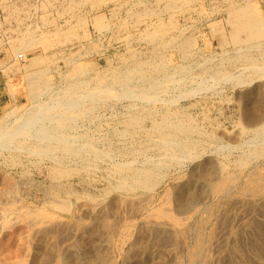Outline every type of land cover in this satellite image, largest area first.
<instances>
[{"label": "rangeland", "instance_id": "1", "mask_svg": "<svg viewBox=\"0 0 264 264\" xmlns=\"http://www.w3.org/2000/svg\"><path fill=\"white\" fill-rule=\"evenodd\" d=\"M75 2L79 5L75 4ZM248 2L255 4L258 11L264 15V0H176V1L175 0H70V1L69 0H0V118L1 120L2 119L4 120V121L3 120L0 121V125L8 124L9 122L12 123V121H14L15 118L21 116L22 114H26L30 110L38 107V103H37L38 99H39L38 102H44V101L50 102L52 100L50 102L52 103V102H56L58 97V101H59L60 94L62 95L63 94L62 92L68 87H70L69 85H73L74 83L78 84V91L80 93H82V91L85 90L91 91L97 88V86L100 85L101 83L104 84V82L105 85H107V87H111L109 89H112V87L116 86L115 89L113 88V90L115 91L117 90L116 92H122L124 87L123 84H120L122 85L121 87L119 84L112 85L113 75L116 73V71L117 72H126L128 70L133 71L135 68L134 66L135 62L139 60L157 62L162 56V58L164 57L163 59L167 64V68L164 72H166L169 75H173L175 73L176 75L174 74V76L177 79L175 80L178 81L179 83L181 80L186 81V82L181 81V84H179L176 81L168 80V78L164 76L163 71L157 72V70L155 69L151 70L153 67H149L146 68L147 70L145 69L142 72L144 73L143 77H141V75L133 76L131 78V80L133 79L132 80L133 83L131 82V80L129 82L132 84L133 87L136 86L134 87V89L136 90L140 88L143 89L145 88L146 90L148 87L149 88L151 87L150 83L154 84L159 80L158 83H160L164 87L161 89V91H159V93H157L158 98L156 99V101L148 102L146 100L132 98V99H136L134 101L131 100V98L126 99L125 97L119 98L116 96L104 97L103 98L104 100L103 99L101 100L100 97L99 98L100 100L97 99L96 101L91 102V104L88 101H86L83 104V108L86 109L87 113L84 114L82 117L80 116L72 123H70L64 130V132L67 130L66 131L67 133L65 132L64 134L68 135L69 137L71 136V134H73V138L72 136L70 138L74 140L73 142L77 146L83 144H89L91 146L88 151L81 152L82 154L79 153L78 155L75 154L74 157L71 154H63L61 153V150L57 151L55 149H53L52 152H49L48 154L45 155L32 153L33 155L32 156L30 155L31 152L29 150L27 151L19 150V149L4 150L3 148H0V193H1L0 196L2 195L1 196L2 198H0L2 201L0 202L2 203L3 201L6 202V199L9 196L7 200V204L5 203L7 206H4L5 204L3 205L2 203H0L2 204L0 207L1 208L0 211H2V209L5 207H9L10 205L11 207L15 208L14 212H12L13 215H11L10 213L8 217L9 219H12V223L13 222L16 223L12 225L16 229V231H18L14 235L12 230L6 229V227L2 228L4 227V225L1 224L3 223V217L1 216L2 212H0V218H1L0 220L2 221V222L0 221L1 224L0 245L2 244L0 246V256H1L0 264H13L14 261H12L11 258L13 259L14 255H12V257H9V255L12 252H13L12 254L19 253L23 255L24 257H26L24 258L26 261L28 259L27 263L28 262L30 263V261H32L34 257H36V255L38 254L40 255L42 251L49 248L50 245L48 246V244L53 243V241L50 240L51 238L40 237L38 232L36 231L37 229L29 230L30 229L29 227H31V225L33 224H30L31 222L29 223L30 220H27V218L22 219L20 217L22 215L20 214H23V212L26 210H32L34 212L40 209L51 210L50 204L53 200L67 201V202L70 201L69 203L72 205V208H76V206L80 205L79 211H81L80 215L81 214L82 215L81 216L79 215V218H74L71 211L63 212V213L62 211H58L59 214L58 212H56V214H58L56 216L59 217V219L61 218V220L59 221H62L67 227L70 226L69 227L70 229L66 231L68 235L67 238L69 239L66 241L64 240L63 242L61 241L62 244L60 247L61 250L64 251L66 254L69 253L68 255L69 257L73 256L72 258L77 259L76 258L77 256H75L76 254H74V249L73 248L71 249V246H69L75 239L77 240L79 239L83 241L86 245L85 248H89V244L91 240L95 239L96 240L95 249H97L98 246L100 248L102 246V249L107 251L108 256L109 255L111 256V257L109 256L111 262L108 264H144V263L145 264H182V260H183V264H188V260L184 258L186 255L185 250L183 251L174 250V249L171 250L172 248L167 249L160 246H157L159 248L154 247L150 251L143 252L141 259L140 257H138L139 258L138 260L133 255H130V258H133L131 260L129 259V255L126 256L116 252L115 246L118 243L120 244V240H118L117 237L111 238L112 240L110 241V239L106 235L107 232L104 229L101 228L98 229L95 227L96 230H94V227L93 226L91 227L90 225L91 224L93 225L94 218H96L100 213L101 211L100 209H102V205L103 204L105 205V203L107 202L111 203V205L114 207L118 205L117 210H119L120 208L119 213L122 211L123 208H125L123 209L122 211L123 214L121 213L122 214L121 216L124 215L127 209L126 205L123 206L120 203L121 198L118 196V193L110 192V190L112 189V185L117 181L116 178L117 175H115L113 170L115 167H125L127 165H130V163L131 165L133 164L137 167H140L142 165V161L146 159H151L155 161L162 159L167 160L166 158H164L165 156L163 155L161 156L158 148L159 138L157 139L155 133L151 129L153 124L152 121L160 120L161 116L167 111L175 110L179 113V115L182 114L181 116L182 117L184 116L186 120L188 118L191 119V117H193V122L194 124L197 122L198 125L195 124V126L199 129V131L196 132V134H194L193 138H197V139L201 138V141L202 140L204 141L202 142L203 143L202 145L198 144L195 147L194 154H201L203 152V149L206 152L204 151L205 158L202 159L199 158L193 160V162L192 159L184 158L185 160L180 159L175 163H173L172 166L168 168V170H166V176L164 177L162 183H160L158 187V192L160 193V195H163L164 191H166L165 189L169 190L171 188L170 184L172 185L178 181L186 180L188 178V173L191 171V169L194 168L198 163L203 161V159H211L216 162H220L219 160L222 159V162L229 163L230 169L233 171V173L238 174L239 176L241 174L242 169L240 167L239 168L236 167L234 162L237 159V157H239L242 154L241 151L244 149L247 150L249 148L248 146L251 145L252 143L254 145L261 144V146H264V141H262L264 140L262 137L263 134L262 135L255 134L256 133L254 131L255 127L249 126L250 129L248 127L247 129L248 131L246 130L247 133L246 132L241 133L240 123L243 118L242 108L244 107L245 101L239 97L242 94H247L248 92L254 90L255 87L256 89L264 87V76H262V74L264 75V73L262 74L259 73L258 72L259 70L253 71L248 67L247 62L245 61H239L240 63L238 62V60H236L237 62L231 61L232 58L236 57L237 45H234L230 42H228L227 45L225 43V39L223 38V35L228 37L231 31V25L229 23V15H228L230 8L232 6H240ZM179 5L181 6V8ZM97 17L100 18L102 17L101 19L103 22V27L101 28L98 27L95 23V19ZM82 20L83 22L84 21L85 22L83 23ZM28 33L32 35V38L36 39V41L34 45L25 47L26 48V49L24 48L25 50L24 49L20 50L19 48L21 47L20 45L22 44V41L21 44L19 41L20 39L23 38V36L28 35ZM162 36L165 37L164 40H167L168 42H171L173 40V42L169 43L166 47L157 44L158 43L157 39L160 42L164 41L161 38ZM172 38H174L176 41ZM184 38H189V39L191 38V40L194 41L195 46L190 49L191 51H189L188 53L189 55L186 56L183 55L182 58L181 57L182 55H180L175 50L173 43L181 41ZM18 43L19 45H17ZM261 49H262V45L258 50L260 51ZM247 51H250L252 53L256 52V54L259 53V51H254V49H248ZM20 56H22V58H20ZM36 57H41V58L43 57L42 58L43 64L41 63L38 66V69L41 67L45 68L46 75L44 77V80L47 79L45 80V82L47 81L48 88H46V90L44 89L45 92L41 93V95H37L33 97L34 95H30L28 92L29 86L27 83L26 76L28 70L30 69L28 67V63L33 58ZM211 59L213 60L210 61ZM260 63L263 64L264 60H261ZM25 66L26 68H24ZM218 67L223 68V70L225 69L226 74L230 73L229 75L231 76L229 77H232V79L226 80L225 82V80L223 81L221 78L219 79L218 77L214 76L215 75L214 71ZM183 70H186L184 71L185 73H183ZM179 71L181 72V74L183 73L184 75L183 74L181 75ZM177 73H178V77H177ZM249 76L250 78H252L253 81L251 84H249V87L248 84L239 83L241 86L237 84L238 82H240V80L243 79V77L245 79H250ZM147 77L150 78L152 77L151 81H149L150 78ZM180 77L182 78L179 79ZM240 77L242 78L240 79ZM100 79L101 80L103 79L102 82ZM139 79H143V80L141 81ZM79 81L81 84L79 83ZM201 81L204 82L201 83ZM169 82L170 84L168 85L167 83ZM142 83L144 84V86ZM198 83L201 86H199ZM79 84L81 87L79 86ZM177 86L178 88H174ZM166 90H168L169 92ZM255 90L251 93L252 94L251 98L252 97L253 98L249 100L250 103H253L254 101H258L260 99L259 94H257ZM239 92H241L242 94ZM185 93L189 94V96L188 95L186 96ZM180 95H182V97L185 96L186 97L184 99L182 97L179 98ZM159 97L162 98L161 99L162 102L160 101ZM171 101H173L174 103ZM35 102L37 104H35ZM132 102L133 103L135 102L134 105ZM132 105L133 107H130ZM135 106L136 108L137 107L138 108L136 109ZM23 111L26 113H24ZM137 112L143 113L145 119H143V121L140 124L137 125L130 124L128 121L129 117H131L132 114H135ZM150 113H152L153 116H151ZM6 114L7 116H5ZM11 114L12 115L15 114V115L12 116ZM87 114H89L88 115L89 117L87 116ZM9 115L11 119L9 118ZM146 115L149 116L147 117ZM14 116L16 117L14 118ZM73 125H75V128ZM140 128H142L143 130ZM122 130L124 133L122 132ZM202 131L205 134H203ZM223 132H224V136L222 135ZM146 133L147 135H145ZM82 134H84V137ZM241 134L243 136H241ZM79 135L81 136V139H79L80 138ZM91 136L93 138H91ZM228 138H230L231 140L230 139L228 140ZM255 138L257 139L259 138V139L257 140ZM18 141L20 142L22 141L27 145L37 142V140L35 141V139H33L32 137L24 138V139L19 138ZM245 141L248 142L251 141V143H248L249 145L248 144L245 145L246 143ZM138 143L139 144L141 143L143 145L141 144L138 145ZM149 144H150V148L147 151V153L144 155L145 158L143 155L140 156V154L139 155L137 154V149L135 148L139 149L141 146L142 147L146 145L149 146ZM253 144L252 146H254ZM228 145H230V147L235 146V148L233 149L230 148L231 149L230 150L227 148L229 147ZM241 145L243 146V148L240 149ZM124 146L126 147V149ZM224 148L227 150H225ZM130 149L132 152L130 151ZM105 150L106 151L109 150V151L106 152ZM119 150L123 154L120 153ZM19 151L22 153H20ZM103 151L106 155H104V153L102 154ZM53 152H54V156L52 155ZM85 152L88 153L84 154ZM216 153H218V155ZM96 154L100 158L96 157L97 156ZM48 155L49 157H47ZM56 156L58 157L59 161L57 160ZM136 156H138V158ZM52 160H54L55 162ZM91 160H93V163H91ZM129 161L131 162L128 163ZM132 161L134 162L132 163ZM67 162L69 164H67ZM134 163H136L137 165ZM65 165L67 168L65 167ZM59 167L60 168L64 167L68 170L72 168L71 173L68 176L67 175L55 176L53 170ZM74 167L76 168L78 167L77 169L80 168L81 170L79 169L78 171ZM75 170H77V172ZM52 175L54 177H52ZM7 182H11L14 186L8 185ZM8 189H11L12 191L5 192ZM1 190L6 195H3L4 193H2ZM145 194L146 196L148 195L150 196L152 193H145ZM104 196H106V198ZM91 197L93 198L91 199ZM98 199L99 200L101 199L102 204ZM9 200L10 201L12 200L14 202L12 203V201L10 202ZM241 200L244 204L241 202ZM87 202L88 204H86ZM91 202L92 204H89ZM139 202L138 205L136 206L137 207L136 211H139L142 207V203L140 204ZM226 202H227L226 206H228V203H230L228 207L229 208L232 207L234 209V210L230 209V212L227 214L229 215L228 216L229 221L233 223L232 224L230 222L231 225L234 226L235 230L238 229V232L241 230L242 232H244V234L241 233L239 234L240 238L239 236H237V238H231L233 240L230 239L229 242H226V244L224 243L225 248L224 246L223 248L225 251L223 250V248L222 249L220 248L217 251L213 250L212 254L214 257L210 258L209 264H213L215 260H216L215 262L217 263L218 260L221 259L224 260L226 258L227 260H224V262L228 261L229 262L228 264H232V261H234L235 259L240 260V258L241 260L248 259L247 261L257 262L253 250L249 248L251 244L255 243V241L253 240L254 237L256 236L254 235V232L251 230V228L248 229V227H246L245 223L248 222L250 219L255 221L256 219L257 220L259 219L258 221L261 220L262 222L264 221V212L262 213L261 211L255 208V206H259L258 200L251 199L250 197H246L245 199V197L241 196L240 198V196L239 197L237 196L233 200ZM93 204L95 207H93ZM244 207L246 208L244 209ZM96 208L98 209L96 210ZM251 208L253 209V211L251 210ZM257 211L258 214L260 213L259 215L257 214ZM243 212H246L247 214L246 213L244 214ZM125 214L127 215H124L123 217L125 219L124 223H126V221L132 218L133 219L131 221L135 222L133 224L143 222L142 219L141 221L139 218H136L135 215H131L127 213V211ZM253 214L257 218L256 217L254 218ZM14 216L15 217L18 216L17 217L18 219L16 220ZM130 216H132V218ZM261 216L263 217V219ZM84 217H88V218H84ZM20 218L22 221L20 220ZM63 218L64 220H62ZM113 218L114 217H112V220L115 221ZM23 220L25 224L23 223ZM237 223H239L240 225L242 223L243 224L240 227L239 224ZM26 224L27 225L30 224V226L29 225L27 226ZM244 224L245 227L243 226ZM194 225H195L194 220H191L189 222L186 221L184 227L188 228L189 226L191 227ZM78 226L82 228H79ZM71 227H74L75 229H72ZM209 227L211 228V226ZM86 228L88 230H86ZM80 233H82L81 234L82 236L80 235ZM28 235L30 238V243H29ZM262 237H264V233ZM3 239L5 243L3 242ZM232 241H234L233 243L237 242L240 243L241 245L244 244L243 245L245 248L244 250H246V248L247 250L246 251L242 250L240 253L241 255L243 254L246 255L245 257H243L244 255L242 257L240 256L232 259L228 257L226 246L229 244L231 247L233 245ZM245 241L247 243H245ZM52 245L50 247H52ZM18 248L20 252L17 251ZM163 249L164 250L167 249L169 252L171 251V253L166 252L167 250L164 251ZM218 252L220 256L217 255ZM221 253L223 255V258ZM5 254H7L6 255L7 257L5 256ZM175 254L177 255L179 254V255L177 256ZM2 256H5L6 259L7 258L8 259L3 260L4 257ZM54 256L55 255H53V257ZM83 258L84 257L81 258L80 256L79 260ZM8 260L9 262H6ZM197 261L200 262V259H198Z\"/></svg>", "mask_w": 264, "mask_h": 264}, {"label": "bare ground", "instance_id": "2", "mask_svg": "<svg viewBox=\"0 0 264 264\" xmlns=\"http://www.w3.org/2000/svg\"><path fill=\"white\" fill-rule=\"evenodd\" d=\"M182 3H183V1H182ZM75 4H77V3L75 2ZM77 5H79V4H77ZM187 5H188V3H187ZM254 5L255 4H252L251 2H248V3L240 5V6H232L231 5L232 7L230 8L229 14H228L229 15V23L231 25V31H230V35L228 37L223 35V38L225 39V43L227 45H228V42H230V43H232L234 45H237V47H236L237 51L235 50L237 52L236 57L232 58V60L230 59L231 61H235V62H237L236 60H238V62L239 61H245V62H247L248 67L250 69H252L253 71H258L259 70L258 72L262 74V73H264V63L262 64V63H260V61L264 60V15L262 13H260L258 11V9L256 8V5L255 6ZM168 7H169V5H168ZM170 8H172V7H170ZM177 8H175V9H177ZM180 8H181V6H180ZM147 11H146V13H147ZM101 18L97 17L95 19L96 25L98 27H100V28L103 27V22H102ZM82 22H83V20H82ZM104 27H106V26H104ZM29 33H28V35L23 36V38L20 39V41H19L20 44H21V41H22V44L20 45L21 47L19 48L20 50L24 49L25 47L34 45L36 39L32 38V35H30ZM161 38L163 40L165 39L164 36H162ZM161 38H159V39H161ZM175 38H177V37H175ZM191 38H192V36H191ZM191 38L190 39L189 38H184L181 41L173 43L175 50L180 55H182L181 56L182 58H183V55H185V56L189 55L188 53H189V51H191L190 49L195 46L194 45V41H192ZM153 39H155V38H153ZM172 39H174V38H172ZM157 41H158L157 44H159L161 46H164V47H166L169 43L173 42V40L171 42H168L167 40H164L163 42H160L158 39H157ZM17 45H19V43ZM261 45H262V49L259 51L258 49H260ZM170 47H172V46H170ZM245 48H247V49H245ZM248 49H254V51H259V53H257V54H256V52L252 53L250 51H247ZM42 58L41 57L33 58L28 63V67L30 69L27 72V76L25 75L26 78H27L28 86H29L28 87L29 88L28 92H29L30 95H34L33 97H35L37 95H41V93L45 92L44 89L46 90V88H48L47 87V81L45 82V80H47V79L44 80V77L46 75L45 68L41 67V68L38 69V66L42 63ZM163 58L161 56L160 59L157 62H154V61L153 62L140 61L139 60V61L135 62V65H134L135 68H134L133 71H129L128 70L126 72H117V71H116V73L114 72L115 74L113 75V78H112V85L123 84L124 87H123V90L121 89L122 92H116L117 90L116 91L113 90V88L115 89L116 86L112 87V89H109L111 87H107V85H105V82H104V84L101 83L100 85H98L97 88H95L93 90L90 89L91 91L85 90V91H82V93H80L78 91V84H75V83L73 84L72 83L73 85H69L68 84L70 87L65 89L62 92L63 93L62 95L60 94V97H59L60 100L59 101H58V97H57V100H56V102L58 101L57 103L56 102L50 103L52 100L50 102H47V101L38 102V100H39L38 99L37 100L38 107H36L35 109H32L30 111L28 109L29 112H27V113L24 112L25 111L24 110L23 112L26 113V114H22L21 116H19L17 118H15L16 116H14L16 121L14 119V121H12V123L9 122L8 124L0 125V148H3L4 150L5 149H7V150L19 149V150H26V151L29 150L31 152V154L29 153L30 155H32V153L39 154V155H45V154H48L49 152H52V150L55 149L57 151L61 150V153H63V154H71L73 157H74L75 154L78 155L79 153L82 154L81 152L88 151L90 149V147H91L89 144H83V145L77 146L73 142L74 140H72L73 134H71L72 138H70L71 136L69 137L68 135L64 134L67 131L66 130L64 132L65 128L70 123H72L77 118H79L80 116L82 117L84 114L87 113L86 109L83 108V104L86 101H88L91 104V102L96 101L100 97H101V100H102L104 97H108V96H116V97H119V98L125 97L126 99L131 98V100H134V101L136 99H132V98H137V99H140V100H146L148 102L149 101L150 102L151 101H156V99L158 98L157 97V93H159V91H161V89L164 87L160 83H158L159 80L156 83H154V84L150 83L151 87L150 88L148 87L149 89L146 87L147 88L146 90H145V88L144 89L140 88V89H137V90L134 89V87H136V86L133 87L132 84L129 81L131 80V78L133 76H137V75L140 76L141 75V77H143L144 73H142V72L146 68H149V67H153L151 70L155 69V70H157V72H159V71H161V72L163 71L164 72L166 70V68H167V64H166V62H165V60ZM136 60H137V58H136ZM155 60H157V59H155ZM212 60L213 59H211L210 61H212ZM24 68H26V66ZM224 68H226V67H224ZM184 71H186V70H183V73H185ZM260 71H262V72H260ZM168 72H169V70H168ZM174 72H176V71H174ZM179 73L181 74L180 71H179ZM163 74H164L165 77L168 78V80H173V81L177 80L176 77L174 76L175 73L173 75H169L166 72H164ZM214 74H215L214 76L218 77L219 79L221 78L223 81L225 80V82H226V80H231L232 79V77H229V76H231V75H229L230 73L229 74L227 73L228 74L227 75L225 69L223 70V68H220V67H218L214 71ZM185 75H187V74H185ZM262 76H264V75L262 74ZM177 77H178V73H177ZM182 77H180L179 79H181ZM216 77H215V79H216ZM137 78H139V77H137ZM147 78H150V77H147ZM151 78H150V80L149 79H147V80L151 81ZM154 78H155V76H154ZM241 78L242 77H240V79ZM249 78H250V76H249ZM102 80H101V82H102ZM132 80H131V82L133 83ZM139 80L142 81L143 79H139ZM144 80H145V78H144ZM186 80H188V79H186ZM24 81H26V80H24ZM85 81H86V79H85ZM135 81H136V79H135ZM166 81H165V83H166ZM181 81L182 82H186L184 80H181ZM181 81H180V83L178 81H176V82L181 84ZM202 82H204V81H201V83ZM252 82H253L252 78L245 79L243 77V79L240 80V82H238L237 84H239V83L248 84V87H249V84H251ZM79 83H80V81H79ZM80 84H79V86H80ZM167 84L169 85L170 82L167 83ZM167 84H164V85H167ZM179 84H177V85H179ZM198 85H199V83H198ZM121 86L122 85H120V87ZM143 86H144V84H143ZM148 86H149V84H148ZM199 86H201V85H199ZM50 87H52V86H50ZM170 88H171V86H170ZM174 88H178V86L174 87ZM255 89H256V87H255ZM81 90H82V88H81ZM254 90L248 92L247 94H242L241 92H239V93L242 94L239 97L245 101V104L243 103L244 107L242 108V112H243L242 116H243V118H242L241 123H240V130H241V133H244V132H246V130L248 129L249 126L250 127L253 126V127H255V130H254L256 132L255 134H258V135H262L263 134L262 137L264 139V87L257 88L255 90L256 93L259 94L260 99L258 101H254L253 103H250L249 100H251L253 98V97L251 98V95H252L251 93ZM166 91H168V90H166ZM59 93H60V91H59ZM59 93H57V94H59ZM160 95H162V94H160ZM182 95H180L179 98H181ZM185 95L189 96V94H186V93H185ZM185 97H182V98L184 99ZM119 98H118V100H119ZM177 98H178V96H177ZM161 99L162 98H160V101H161ZM173 100H174V98H173ZM171 102H173V101H171ZM37 103L35 102V104H37ZM134 103H133V105H134ZM175 103H178V102H175ZM133 105L130 106V107H133ZM154 105H155V103H154ZM136 106H135V108H136ZM88 107H89V105H88ZM138 111H140V110H138ZM14 112H12V113H14ZM18 113H19V111H18ZM143 113H138L137 112L135 114H132V116L129 117V119H128L129 123L130 124H136V125L140 124L143 121V119H145ZM7 114L5 116H7ZM13 115H15V114H13ZM88 115L89 114H87V116ZM150 115L153 116L152 113H150ZM181 115H179V113L177 111H175V110L174 111H167L161 116V118L158 116L160 118V120L152 121L153 124H152L151 129L155 133L157 139L159 138L158 148H159L160 154H161V156L162 155L165 156L164 158H166L167 160H163L162 159V160L155 161V160H151V159H146V160L142 161V165L140 167H137V166H135L133 164L131 165V163H130L131 161H129L128 163H130L131 166L127 165L125 167H115L113 169L115 175H117V177H116L117 181H116V183H114L112 185V189L110 190V192L118 193V196L121 198L120 203L123 206L126 205L127 213H129L131 215H135L136 218H139L140 220L142 219L143 222L137 223V224H133L135 222L131 221L133 219L132 216H130L132 218L130 220H128L129 219V216H128V219L126 218L128 221H126V223H124L125 219L123 217H124V215H127V214H125L126 211H125L123 216H121V215L123 214L122 211L125 208H123L122 211L119 213L120 208H119V210H117V206L118 205L114 207V206L111 205V203H108L106 201L107 203H105V205L104 204L102 205V209L99 208L101 211L98 214V216L96 217V215H95L96 218H94L93 225L92 224L90 225L91 227L92 226L94 227V230H96L95 227L98 228V229H100V228L104 229L107 232L106 235L108 236L110 241L112 240L111 238L117 237V239L120 240V244L118 243L119 244L118 245L116 243L117 244L115 246L116 247L115 248L116 252L120 253V254H123V255H126V256L129 255V259H131V260L133 258H130V255H133L138 260L139 259L138 257H140V259H141V256H142L143 252L150 251L154 247L160 246V247L167 248V249L168 248H170V249L172 248L171 250H173V249L174 250H182V251L185 250V252H186L185 254L186 255H185L184 258H186L188 260V264H209L210 263L209 262L210 258L214 257L213 254H212L213 250L217 251L220 248L222 249L223 246L226 244V242H229V240L231 238H237V236H239V234H241V233L244 234V232H242L241 230L239 232H238V229L235 230L234 226L231 225L232 222L229 221V218H228L229 215H227V214L230 212V209H233V208L232 207L231 208L228 207L230 205V203H228V206H226V203H227L226 201L233 200L237 196L238 197L240 196V198H241V196L245 197V199H246V197H250L251 199L258 200L259 206H255V208L257 210L261 211L262 213L264 212V146H261V144L260 145H254L253 143L252 144L254 146H252V144L249 145L248 143H251L252 140L249 141V142L245 141L246 142L245 145L248 144L249 148L247 147L248 148L247 150L246 149L242 150L241 151L242 154L239 157H237V159L234 162L236 167H238V168L240 167L242 169L241 174L239 176H238V174L233 173V171L230 169V164L227 163V162H222V159L219 160L220 162H216V161H213L211 159H203V161H201L194 168L191 169V171L188 173V178L186 180L182 181L180 179L181 181H178V182H176L175 184H172V185L170 184L171 188L169 190L165 189L166 191H164L163 195H160V193L158 192V187H159L160 183H162V180L164 179V177L166 176V170H168V168H170L173 163H175L176 161H178L180 159H184V158L185 159L186 158L187 159H192V162H193V160H196V159H199V158H201V159L205 158V154L204 153L206 151L204 149H203V152L201 154H194L195 147L198 144L202 145L203 144L202 142H204L203 140L201 141V138H198V139L197 138H193L194 134H196V132L199 131V129L195 126V124H197V122L194 124L193 117H191V119L188 118L186 120L184 118V116L182 117ZM9 118H10V115H9ZM2 120L0 118V121H2ZM123 121H124V119H123ZM73 126L75 128V125H73ZM238 126H239V124H238ZM133 127H132V129H133ZM250 127H249V129H250ZM124 128H125V126H124ZM142 128H140V129H142ZM122 132H123V130H122ZM80 134H81V132H80ZM203 134H205V133L203 132ZM82 135L84 137V134H82ZM145 135H147V133ZM222 135L224 136V132H223ZM258 135H256V136H258ZM75 136H77V135H75ZM241 136H243V135L241 134ZM31 137L33 139H35V141L37 140V142L33 143V144L31 143L30 145H27V144L23 143L22 141L21 142L18 141L19 138H23L24 139V138H31ZM75 138H77V137H75ZM91 138H93V137L91 136ZM151 138H152V135H151ZM79 139H81V136H80ZM229 139L230 138H228V140ZM255 139H257V138H255ZM261 140H262V138H261ZM262 141H264V140H262ZM87 142H89V141H87ZM139 142H141V141H139ZM243 142H241V143H243ZM110 144H113V143H110ZM110 144H108V145H110ZM140 144L138 143V145H140ZM150 144H149V146L148 145H146L144 147L141 146L139 149L135 148L134 146L133 147L135 149H137V154L138 155L140 154V156H142V155L144 156L147 153V151L149 150ZM141 145H143V144H141ZM228 146L229 147H227V146H225V147H227L228 149L235 148V146H233V147H230V145H228ZM93 147H92V149H93ZM222 147H224V146H222ZM237 147H239V146H237ZM241 148H243L242 145H241L240 149ZM125 149H126V147H125ZM225 150H227V149H225ZM108 151H106V152H108ZM130 151H131V149H130ZM200 151H201V148H200ZM228 152H230V151H228ZM20 153H22V152H20ZM86 153H88V152H85L84 154H86ZM103 153H104V151L102 152V154ZM120 153H122V152L120 151ZM216 154L218 155V153H216ZM227 154H225V155H227ZM49 155L47 157H49ZM52 155L54 156V152H53ZM77 155H76V157H77ZM98 155H99V153H98ZM98 155L96 157H98ZM104 155H106V154L104 153ZM207 155H209V154H207ZM57 156H56V158L58 160ZM131 156H132V154H131ZM155 156H156V154H155ZM168 156H169V158H168ZM136 157L138 158V156H136ZM98 158H100V157H98ZM144 158H145V156H144ZM32 159H34V158H32ZM93 159H94V157H93ZM156 159H157V157H156ZM52 161H54V160H52ZM136 161H138V160H136ZM225 161H226V159H225ZM74 162H75V160H74ZM133 162L134 161H132V163ZM190 162H191V160H190ZM79 163H81V162H79ZM91 163H93V160H91ZM116 163H118V162H116ZM124 163H122V164H124ZM67 164H69V163L67 162ZM126 164H127V162H126ZM134 164H136V163H134ZM66 165H65V167H66ZM76 165H78V164H76ZM92 167H93V165H92ZM66 168H64V167L60 168L59 167L57 169H54L53 173L55 174V176H64V175L68 176L71 173V169L72 168L70 170H68ZM74 168H76V167H74ZM88 168H89V166H88ZM79 169H77V170L79 171ZM96 169H97V167H96ZM108 169H109V167H108ZM77 170H75V171L77 172ZM72 173H73V171H72ZM52 177H54V176L52 175ZM167 182H169V181H167ZM7 184L10 185V186L13 185L11 182H7ZM8 185H6V186H8ZM11 191H12L11 189H8L5 192H11ZM1 192H2V190H1ZM2 193H4V192H2ZM145 193H152V194L150 196L149 195L146 196ZM3 195H6V194L4 193ZM1 196H0V198H2ZM104 197L106 198V196H104ZM8 198H9V196H8ZM8 198L6 199V202L3 201V203L2 202H0V203H2L3 205L5 203L7 204ZM92 198L93 197H91V199ZM79 199H80V197H79ZM19 200H21V199H19ZM0 201H2V200L0 199ZM99 201L101 202V199ZM137 201L138 202L141 201V202H139L140 204L142 203V207H141V209L139 211H136L137 210L136 206L138 205ZM13 202L14 201H12V203ZM69 202L53 200L51 202V204H50V207H51L50 209L51 210H49L47 208H46L47 210H43V209L38 210L37 209L38 211H36V212H34L32 210H26V211L23 212V214H20V215L24 216V217L20 216L22 219L23 218H27V220H30L29 223L31 222L30 224H33V225H31V227H29L30 228L29 230L37 229L36 231L38 232L40 237L51 238L50 240L53 241V243H51V244L49 243L48 246L49 245L51 246L52 244L53 245H52V247L49 246V248H47L45 250L43 249L44 251H42L40 253V255L39 254L36 255V257H34V259L32 261H30V263L29 262L27 263L28 259L26 261L24 259L26 257H24L23 255H21L19 253L18 254L17 253L12 254L13 253L12 252L10 254L11 256L9 255V257H12V255H14L13 259L11 258V260L14 261L13 264H108V263L111 262V259L109 258L110 255L108 256L107 251L103 250L102 246H101V248L98 246V248L95 249V245H96V240L95 239L91 240V242L89 244V248H85L86 247L85 243L83 241L79 240V239L78 240L75 239L69 245V246H71V249L72 248L74 249V254H76L75 256H77L76 257L77 259L72 258L73 256L69 257L68 256L69 253L66 254L64 251L61 250V248H60L61 244H62L61 241L63 242L64 240L66 241V240L69 239V238H67L68 235H67L66 231L70 229L69 228L70 226L67 224L69 226V227H67L62 221H59V220H61V218L59 219V217L56 216V215L59 214L58 211H62V213L71 211L73 216H74V218H79V215H80V212H81V211H79V209H80L79 206L80 205L76 206V208H72V205ZM239 202H240V200H239ZM241 202H242V200H241ZM245 202H246V200H245ZM18 203H19V201H18ZM2 204H0V207H1ZM6 204L4 206H7ZM86 204H88V202ZM89 204H92V202L89 203ZM101 204H102V202H101ZM249 204H250V202H249ZM73 205H74V203H73ZM20 206H22V205H20ZM93 207H95L94 204H93ZM247 207H249V206H247ZM245 208L246 207H244V209ZM83 209H85V208H83ZM97 209L98 208H96V210ZM14 210H15V208L11 207V205H10L9 207L3 208L2 211H0V212H2L1 216L3 217V223H1V224H3L4 227H2V228L6 227V229L12 230L13 234L15 235L16 232H18V231H16V229L13 227L12 224H16V223H14V222L12 223V219H9V217H8L10 213H11V215H13L12 212H14ZM251 210L253 211L252 208H251ZM244 211H246V210H244ZM56 212H58V214H56ZM243 213L245 214L246 212H243ZM87 214H89V213H87ZM257 214H258V211H257ZM18 216H16V217L14 216L16 218V220L18 219L17 218ZM111 216L114 217L113 219L115 221L112 220ZM253 216H254V214H253ZM249 217H250V215H249ZM255 217L256 216H254V218ZM21 218H20V220H21ZM84 218H88V217H84ZM262 219H263V217H262ZM62 220H64V218ZM191 220H194L195 225L191 226V227L189 226L188 228H185L184 225H185L186 221L189 222ZM258 220L256 219V221H255V220H251L250 219L248 222L245 221L246 222L245 223L246 227H248V229L251 228V230L254 232V235L256 236V237H254V240H253V241H255V243L251 244L249 248L251 250H253L254 256L257 259V262L247 261L248 259L247 260L246 259L245 260H241V258H240L241 261L238 260V259H235V260H238V261H235L233 259L234 261H232V264H264V237H262L263 233H264V229H263V226H264L263 222L264 221L262 222V220L261 221H258ZM23 223L25 224L24 220H23ZM1 224H0V226H1ZM30 224H28V225L30 226ZM237 224H239V223H237ZM245 224L243 225L244 227H245ZM241 225L239 224L240 227H241ZM209 226H211V228ZM74 227H71V228L75 229ZM235 227H236V225H235ZM79 228H82V227H79ZM86 230H88V229L86 228ZM30 232H28V233H30ZM85 233H87V232H85ZM38 234H37V236H38ZM81 234L82 233H80V235ZM11 236H13V235H11ZM37 236H35V237H37ZM246 237H245V239H246ZM28 238H29V235H28ZM239 238H240V236H239ZM33 239H34V237H33ZM103 239H106V238H103ZM118 240H117V242H118ZM231 240H233V239H231ZM3 242H4V239H3ZM233 242L234 241H232V243ZM29 243H30V238H29ZM232 243H230V244H232ZM245 243H247V242L245 241ZM243 245H241L240 243L235 242L230 247V245L228 244L226 246V249H227L226 251L228 252V257L231 258V259L235 258V257H240V256L242 257L244 254L241 255L240 252L245 249ZM184 247H185V249H184ZM157 248H159V247H157ZM224 248H225V246H224ZM224 248H223V250H224ZM20 249H21V247H20ZM167 249H165V250H167ZM10 250H11V248H10ZM246 250H247V248H246ZM246 250H244V251H246ZM17 251L20 252L19 248H18ZM166 252H169V251L167 250ZM5 253H7V252H5ZM21 253H22V251H21ZM169 253H171V251ZM249 254H251V253H249ZM3 255H4V253H3ZM6 255L7 254H5V256ZM53 255H55V256L53 257ZM79 255L81 256V258L82 257H84V258L79 260L80 259ZM175 255H177V254H175ZM217 255H219V252H218ZM221 255H222V253H221ZM5 256H2V257H4V259L2 258L3 260H7L8 259V258L6 259L7 256L6 257ZM245 256L246 255H244L243 257H245ZM222 258H223V255H222ZM224 258H226V257H224ZM198 259H200V262L197 261ZM224 260H227V258L224 259ZM224 260H222V259L218 260L217 263L215 262L216 261L215 260L214 262H215V264H228L229 263L228 261L224 262ZM249 260H250V258H249ZM178 261H180V260H178ZM6 262H9V260L6 261ZM214 262H213V264H214ZM174 263H175V261H174ZM176 263H178V262H176ZM182 264H183V260H182Z\"/></svg>", "mask_w": 264, "mask_h": 264}, {"label": "built area", "instance_id": "3", "mask_svg": "<svg viewBox=\"0 0 264 264\" xmlns=\"http://www.w3.org/2000/svg\"><path fill=\"white\" fill-rule=\"evenodd\" d=\"M20 58H22V56H20Z\"/></svg>", "mask_w": 264, "mask_h": 264}]
</instances>
